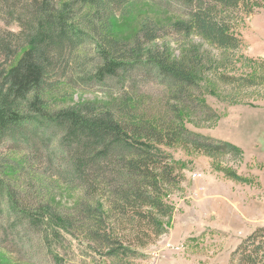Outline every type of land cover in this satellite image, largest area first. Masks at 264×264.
Wrapping results in <instances>:
<instances>
[{"label": "trees", "instance_id": "obj_1", "mask_svg": "<svg viewBox=\"0 0 264 264\" xmlns=\"http://www.w3.org/2000/svg\"><path fill=\"white\" fill-rule=\"evenodd\" d=\"M149 1L169 12L175 3L178 19L166 26L145 22L125 41L110 33L120 0H0V12L16 14L20 27L9 34L16 40L8 50L13 59L1 71L0 192L15 214L52 227L51 238L80 237L112 264H134L167 233L174 214L167 197L184 178L170 149L243 156L236 145L184 127L187 115L208 111V120L217 118L202 100L200 80L212 76L233 103L264 87V64L236 58L242 40L233 32L234 16L264 10V0ZM169 35L184 47L177 58L155 44ZM194 37L210 52L188 44ZM240 65L250 72L236 74ZM141 81L161 87L163 95L153 99L139 88ZM66 87L99 89L115 99L63 106L58 96ZM42 147L43 157L59 160L50 179L80 193L72 209L59 208L43 191L37 199L28 196L29 184L40 183L24 174L31 158L11 165L6 156ZM232 264H264V227L238 245Z\"/></svg>", "mask_w": 264, "mask_h": 264}, {"label": "rangeland", "instance_id": "obj_2", "mask_svg": "<svg viewBox=\"0 0 264 264\" xmlns=\"http://www.w3.org/2000/svg\"><path fill=\"white\" fill-rule=\"evenodd\" d=\"M120 1L123 5L118 6L110 28L111 35L118 40H132L145 22L170 25L178 19L174 12L181 10L175 3L169 5L172 11L169 12L155 1ZM14 18H17L14 13L0 12V83L1 71L13 59H8V50L16 43L9 34L20 32ZM234 18L233 32L242 40L236 58L243 56L264 64V10L251 15L240 13ZM155 44L166 47L172 58L179 57L184 48L172 35L157 39ZM188 44L202 45V49L210 52L208 45L197 37ZM248 72V67L240 65L235 73ZM212 78L208 75L201 79L200 85L205 106L217 118L208 120L210 115L206 111L200 117L184 116L183 125L195 134L236 145L243 156L241 159L230 155L212 157L182 146L170 149L184 176L167 197L174 207L173 218L165 226L167 233L144 249V255L132 261L134 264H232V254L238 245L257 228L264 227V87L242 93L239 102L233 103L226 99L228 89ZM139 88L153 95V99L163 95V89L151 85V81H141ZM59 95L58 102L63 106L110 104L115 99L99 89L83 87H66ZM42 151L44 147L31 155L24 151L8 152L6 156L11 165L31 158L33 163L24 174L30 179L40 178V183L39 188L33 185L34 181L29 184L28 196L37 199L43 191L59 208L72 209L80 193L58 184L55 177L50 179L57 175L59 160L55 155V158L43 157ZM9 176L16 178L15 174ZM53 231L52 227L34 226L29 218L15 214L6 195L0 192V264H112L93 255L80 237L73 239L63 234L60 239H53L49 236ZM55 255L62 259L60 263L55 261Z\"/></svg>", "mask_w": 264, "mask_h": 264}]
</instances>
